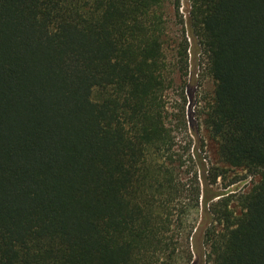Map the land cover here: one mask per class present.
<instances>
[{"label":"trees","instance_id":"16d2710c","mask_svg":"<svg viewBox=\"0 0 264 264\" xmlns=\"http://www.w3.org/2000/svg\"><path fill=\"white\" fill-rule=\"evenodd\" d=\"M162 3L0 0V264H264V0H192L201 126L258 179L238 195L175 149Z\"/></svg>","mask_w":264,"mask_h":264},{"label":"rangeland","instance_id":"374dc122","mask_svg":"<svg viewBox=\"0 0 264 264\" xmlns=\"http://www.w3.org/2000/svg\"><path fill=\"white\" fill-rule=\"evenodd\" d=\"M162 5V13L166 26L164 51L169 67L171 71L175 73L176 77L174 87L168 91L166 96L167 110L173 119H175L174 116L180 119H184L185 116V120L189 122L187 126L188 133L182 129L176 132L178 139L175 149L187 159L189 153L194 152V148L195 153L198 151V153H201V155L205 157V167L199 166L197 169L195 166L194 170L195 172L196 170L198 171L197 173L200 177L202 176L200 182L204 192L207 191V188L211 191L205 194L223 192L238 195L249 191L252 185L257 183L258 179L247 174L245 171L231 168L227 164L221 162L217 155V146L215 142L210 139L207 131L201 126L202 115L200 111H202L201 109L206 105L207 101L212 98L214 83L204 70L202 64L203 55L199 47H196V40L193 38L191 31L192 0H179L178 11L176 8V0H163ZM184 38H187V43H189L187 50L188 68L187 75L181 80L178 74V70L181 67L179 64V48L184 42ZM182 81L185 85L184 92H182L181 89ZM203 146L204 149L202 148ZM215 167L227 170V173L224 177L219 178L216 183H213L211 177L208 176L210 175L208 171ZM204 169L206 170L205 173ZM191 178L192 177L187 176L184 181L189 184ZM206 185H208L207 188ZM201 208L199 216L201 211L203 209L205 210L203 205ZM197 214L198 212L195 213V215ZM200 263V260H195V264Z\"/></svg>","mask_w":264,"mask_h":264}]
</instances>
